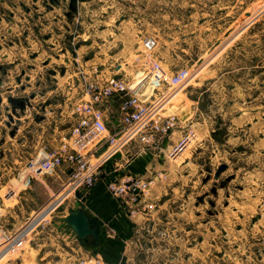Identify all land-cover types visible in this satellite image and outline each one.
<instances>
[{"label":"rangeland","instance_id":"obj_1","mask_svg":"<svg viewBox=\"0 0 264 264\" xmlns=\"http://www.w3.org/2000/svg\"><path fill=\"white\" fill-rule=\"evenodd\" d=\"M75 5L0 0V253L31 230L0 264H264V0ZM179 69L190 75L174 89ZM112 76L176 126L157 147L129 146L151 153L158 167L134 176L154 183L125 231L94 245L65 221L84 209L74 193L26 163L69 134L85 80Z\"/></svg>","mask_w":264,"mask_h":264},{"label":"built area","instance_id":"obj_2","mask_svg":"<svg viewBox=\"0 0 264 264\" xmlns=\"http://www.w3.org/2000/svg\"><path fill=\"white\" fill-rule=\"evenodd\" d=\"M157 46L158 42L154 38L144 41V48L149 53ZM156 66L158 71L160 66ZM154 75L157 80H162L163 72ZM189 75L188 69L177 70L169 79L170 86L174 89L182 86ZM134 88L136 87L125 78L117 76L85 80L84 95L73 111L76 114V122L69 134L61 138L57 147H44L42 155L28 161L26 168L52 169V174L66 167L70 175L63 184V188H66L64 192L74 193L77 200V194L90 190L102 178L106 161L122 154L124 148L133 143H139L145 148L159 146L163 138L170 135L176 121L173 117L161 113L163 106L160 103L142 100L140 90L135 93ZM113 109L116 111L114 122H117V126L110 132L108 111ZM28 180L31 185V179ZM153 183L151 179L134 175L117 176L107 183V188L111 195L121 200L130 214L135 216L139 212L143 197L151 190ZM66 199L67 197L63 198V201ZM30 232L31 230L22 235L24 230L20 231L0 255L4 251L7 254L16 253L23 248ZM5 242L6 236L0 234V244Z\"/></svg>","mask_w":264,"mask_h":264},{"label":"crops","instance_id":"obj_3","mask_svg":"<svg viewBox=\"0 0 264 264\" xmlns=\"http://www.w3.org/2000/svg\"><path fill=\"white\" fill-rule=\"evenodd\" d=\"M135 89L138 91L137 87ZM132 152L130 147L125 148L122 154L105 165L102 178L93 188L84 193H79L78 201L86 210L92 222L101 227V237L103 235V238L106 235L110 236L112 232L113 234L123 233L130 217L125 212L126 206L122 201L110 195L107 183L117 176L145 175L158 167L150 152L138 151L134 155L135 157L132 156ZM50 175L60 179L62 181L61 185H63L69 178L70 172L66 167H63ZM61 196L55 204L60 203L66 197Z\"/></svg>","mask_w":264,"mask_h":264},{"label":"water","instance_id":"obj_4","mask_svg":"<svg viewBox=\"0 0 264 264\" xmlns=\"http://www.w3.org/2000/svg\"><path fill=\"white\" fill-rule=\"evenodd\" d=\"M52 3H58L59 0H51ZM79 0H71V9L75 11L73 7ZM134 92L137 93V89L134 88ZM24 108V105H23ZM65 221L67 224L75 231L78 238L81 240H86L87 237H93V244L96 245L100 243L101 238V227L98 224H93L89 215L85 209H77L70 212L66 217Z\"/></svg>","mask_w":264,"mask_h":264},{"label":"flooded vegetation","instance_id":"obj_5","mask_svg":"<svg viewBox=\"0 0 264 264\" xmlns=\"http://www.w3.org/2000/svg\"><path fill=\"white\" fill-rule=\"evenodd\" d=\"M70 7H71V6H70ZM73 7H74V8H75V10H76V5H75V4L73 5ZM71 10H72V9H71ZM72 11H74V10H72ZM74 12H75V11H74Z\"/></svg>","mask_w":264,"mask_h":264}]
</instances>
